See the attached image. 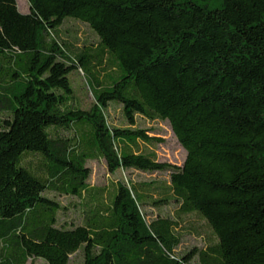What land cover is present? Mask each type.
Instances as JSON below:
<instances>
[{
	"label": "trees",
	"instance_id": "16d2710c",
	"mask_svg": "<svg viewBox=\"0 0 264 264\" xmlns=\"http://www.w3.org/2000/svg\"><path fill=\"white\" fill-rule=\"evenodd\" d=\"M28 1L0 0V264H264V0ZM72 20L97 41L64 39ZM139 118L169 122L182 165L141 151L161 140ZM99 159L166 178L95 187ZM190 214L209 232L179 254Z\"/></svg>",
	"mask_w": 264,
	"mask_h": 264
},
{
	"label": "rangeland",
	"instance_id": "374dc122",
	"mask_svg": "<svg viewBox=\"0 0 264 264\" xmlns=\"http://www.w3.org/2000/svg\"><path fill=\"white\" fill-rule=\"evenodd\" d=\"M19 10L23 13L30 11V4L28 0H17ZM64 39L82 46L83 40L96 42L97 37L85 24L76 22L74 20L67 22L63 27ZM76 38L78 40H76ZM79 99L83 102L85 107H89L94 102V95L89 87L86 86L85 79L79 73L72 74ZM109 120L114 125H122V114L118 107H111L109 112ZM139 126L148 129V134L155 139L161 141L152 145L140 142L142 152H154L161 162H167L175 165H182L186 159L187 153L184 147L179 143L174 134L169 122H148L143 118H139ZM88 165L92 168V176L90 184L95 187H105L107 190L111 189L113 184L119 181L126 183L130 182H151L165 180L166 175L155 173L148 174L136 169L123 170L120 169L116 173H111L104 159L90 160ZM57 198L65 206L63 212L60 213L61 222L81 223L83 201L79 197H71L66 195H58ZM107 199V197H106ZM178 206L174 204L168 205L164 208L165 214L174 215ZM149 213L156 214L157 209L148 206ZM182 227L185 228L184 238L178 253H184L187 249L194 246H202L205 243L204 234L208 233V228L205 222L196 214H190L184 218ZM202 233V235L198 234ZM82 256L80 253L71 256L70 264H80ZM26 264H46L43 259L30 258ZM190 264H198L197 260H193Z\"/></svg>",
	"mask_w": 264,
	"mask_h": 264
}]
</instances>
